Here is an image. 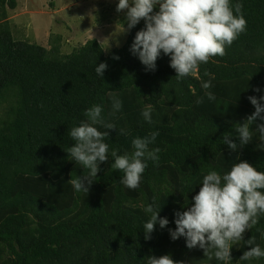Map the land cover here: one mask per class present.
I'll return each instance as SVG.
<instances>
[{"label":"trees","instance_id":"16d2710c","mask_svg":"<svg viewBox=\"0 0 264 264\" xmlns=\"http://www.w3.org/2000/svg\"><path fill=\"white\" fill-rule=\"evenodd\" d=\"M237 3L246 31L223 57L211 58L197 76L178 82L169 56L161 55L156 69L146 70L130 52L144 21L128 30L120 48L106 52L91 39L63 54L60 37L49 49L15 39L5 21V6L15 10V0H0V264H146L153 255L219 264L198 246L187 248L183 237L172 240L169 229L176 227L174 214L194 203L209 168L227 171L247 161L264 171L259 147L264 141L257 131L264 121L252 124L255 134L243 147L234 127L255 111L248 97L264 95V0H232ZM101 62L108 65L103 78L94 71ZM205 72L214 77L209 90L216 100L205 97L197 105L204 96L201 80L209 79ZM110 93L123 101L114 115ZM93 104L102 105L105 121L115 124L116 129L99 130L108 132L105 142L121 153L131 151L132 139L158 133L149 147L161 149L159 163L149 161L139 188L120 184L123 173L110 167L111 158L99 165L88 193H77L68 183L87 174L67 152L74 144L68 130ZM145 105L154 109L152 123L141 116ZM226 133L236 151L221 142ZM146 203H155L159 217L169 220L165 228L157 224L150 239L143 230ZM249 239L264 247V216L232 247V264H241Z\"/></svg>","mask_w":264,"mask_h":264},{"label":"clouds","instance_id":"9594fccd","mask_svg":"<svg viewBox=\"0 0 264 264\" xmlns=\"http://www.w3.org/2000/svg\"><path fill=\"white\" fill-rule=\"evenodd\" d=\"M49 1L54 3V1ZM57 1V0H56ZM158 11L154 12V9ZM126 11L127 29L131 30L141 19L144 28L139 30L130 46V52L137 56L146 66V70H155L156 61L161 55L170 57V67L177 73L179 82L189 76H197L199 66L206 64L211 58L226 54V48L238 39L247 29V20L242 12V5L232 4V0H118L116 11ZM124 31V28H123ZM119 59V57H114ZM107 63L95 66L97 76L103 78ZM208 80H201L204 96L196 100V104L216 100L210 91L213 79L205 72ZM254 91L259 92L256 88ZM112 114L120 112L123 101L114 93H110ZM255 111L242 124H236V139L239 146L246 145L254 136L252 124L259 118L264 121V95L249 96ZM154 109L145 105L141 110L143 119L152 123ZM103 107L93 104L85 109V119L68 130L74 144L68 149L73 161L87 169V174L71 178L68 183L75 192L88 193L93 181L101 171L99 165L109 161L111 168L123 173L120 184L128 189L140 187L142 176L149 161L159 163L160 148H150L158 133L150 137H136L131 141V151L121 153L117 148H110L105 142L107 131L100 128L116 129L115 124L106 122ZM260 140L264 141V123L257 125ZM126 134V129H119ZM224 134L222 143L232 151L237 150V143ZM264 150V143L260 146ZM202 186L193 197L194 203L186 211H177L175 229H169L172 240L185 239L189 249L199 247L204 250L208 261L215 259L219 264H232L231 250L243 240V233L253 229L264 216V171L257 170L247 161L232 164L227 171L209 168L203 176ZM160 207L155 203H146L143 207L148 219L143 224L145 239L158 224L165 228L169 224L166 217H159ZM159 217V218H158ZM250 246L239 260L241 264H252L254 260L264 259V247L247 240ZM146 264H183L174 261L170 255L149 256Z\"/></svg>","mask_w":264,"mask_h":264},{"label":"rangeland","instance_id":"374dc122","mask_svg":"<svg viewBox=\"0 0 264 264\" xmlns=\"http://www.w3.org/2000/svg\"><path fill=\"white\" fill-rule=\"evenodd\" d=\"M15 3V10L5 6V21L17 40L49 49L60 37L61 53L69 54L87 40L96 39L107 52L120 48L127 38V10L116 11L118 0H57L52 7L48 0Z\"/></svg>","mask_w":264,"mask_h":264}]
</instances>
